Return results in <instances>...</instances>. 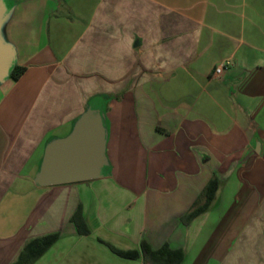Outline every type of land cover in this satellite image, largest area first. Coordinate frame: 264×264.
Returning <instances> with one entry per match:
<instances>
[{
	"label": "crops",
	"instance_id": "0c3cea01",
	"mask_svg": "<svg viewBox=\"0 0 264 264\" xmlns=\"http://www.w3.org/2000/svg\"><path fill=\"white\" fill-rule=\"evenodd\" d=\"M4 3L0 40L25 71L0 82V264H173L143 244L264 264V0ZM88 106L103 176L40 186L48 144Z\"/></svg>",
	"mask_w": 264,
	"mask_h": 264
},
{
	"label": "water",
	"instance_id": "95a60500",
	"mask_svg": "<svg viewBox=\"0 0 264 264\" xmlns=\"http://www.w3.org/2000/svg\"><path fill=\"white\" fill-rule=\"evenodd\" d=\"M7 11L4 0H0V27ZM13 65L14 51L0 40V82L9 77ZM106 143L104 114L88 106L68 137L48 144L38 184L53 186L102 177L107 166Z\"/></svg>",
	"mask_w": 264,
	"mask_h": 264
},
{
	"label": "trees",
	"instance_id": "16d2710c",
	"mask_svg": "<svg viewBox=\"0 0 264 264\" xmlns=\"http://www.w3.org/2000/svg\"><path fill=\"white\" fill-rule=\"evenodd\" d=\"M24 71H25L24 68L15 67L11 71V77L13 79L17 80L22 76ZM93 107H98V106L96 104H93ZM218 188H219V180L213 179L210 182V184L208 185V187L206 188V190L203 194L202 200H200V202L198 203V205H196L194 210H192V212H190V214H188L186 216V218H185L186 223L191 222L193 219H195L196 217H198L199 215H201L202 213H204L205 211H207L211 207V205L213 204V202L216 198ZM55 240H56V237L54 236V237L48 238V240H46V241L47 242H53ZM142 248L144 250V253L150 254V256L152 258L155 256L158 257V261L164 260L166 263L180 264L184 259L182 252L169 251L168 247H165L162 250H159L157 252H148L146 250V246L144 244H143ZM165 254H167V255L165 256Z\"/></svg>",
	"mask_w": 264,
	"mask_h": 264
},
{
	"label": "built area",
	"instance_id": "2783aa9c",
	"mask_svg": "<svg viewBox=\"0 0 264 264\" xmlns=\"http://www.w3.org/2000/svg\"><path fill=\"white\" fill-rule=\"evenodd\" d=\"M231 65H232L231 61L224 62L223 64H221L216 68L215 70L216 75L221 76L226 70L230 68Z\"/></svg>",
	"mask_w": 264,
	"mask_h": 264
}]
</instances>
